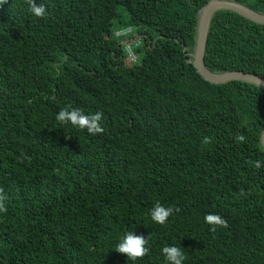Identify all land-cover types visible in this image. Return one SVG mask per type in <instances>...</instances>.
Returning <instances> with one entry per match:
<instances>
[{"label": "trees", "instance_id": "obj_1", "mask_svg": "<svg viewBox=\"0 0 264 264\" xmlns=\"http://www.w3.org/2000/svg\"><path fill=\"white\" fill-rule=\"evenodd\" d=\"M210 1L35 0V17L33 0H0V264H133L115 251L132 230L152 248L137 264L173 244L186 264H264V88L196 69ZM205 63L264 78V25L216 13ZM66 107L102 112L105 132L59 124ZM157 203L176 209L166 225Z\"/></svg>", "mask_w": 264, "mask_h": 264}, {"label": "clouds", "instance_id": "obj_2", "mask_svg": "<svg viewBox=\"0 0 264 264\" xmlns=\"http://www.w3.org/2000/svg\"><path fill=\"white\" fill-rule=\"evenodd\" d=\"M30 12L35 17H43L46 15V7L44 5L37 6L35 0H33ZM56 120L63 126H71L73 129L80 132H87L91 136L101 135L105 132L103 126V113H85L83 109L66 107L62 109L56 116ZM245 137L243 135L238 137L239 142H244ZM210 141L206 138L204 143L207 144ZM261 165L258 163L257 167ZM7 197L0 192V213L7 211L6 206ZM176 209L171 206H165L161 203H157L150 211V221L158 225H166L169 218L174 215ZM205 222L212 226V230L215 231L217 227H226V222L215 214H209L205 217ZM115 251L120 254H125L128 260L133 261V264H137L138 261L143 260L146 256H149L152 252L150 241L143 235H137L135 230L125 232L116 244ZM161 253L164 259V264H186L188 259L186 252L180 246L175 244L166 245L161 249Z\"/></svg>", "mask_w": 264, "mask_h": 264}, {"label": "water", "instance_id": "obj_3", "mask_svg": "<svg viewBox=\"0 0 264 264\" xmlns=\"http://www.w3.org/2000/svg\"><path fill=\"white\" fill-rule=\"evenodd\" d=\"M223 10L235 12L250 21L264 25V14L246 4L233 0H211L200 10L196 48L190 54L194 59L196 69L204 79L213 84L223 85L233 81H243L264 88V78L259 75L243 71L214 73L207 67L205 59L211 24L215 14ZM261 141L264 147V129Z\"/></svg>", "mask_w": 264, "mask_h": 264}, {"label": "built area", "instance_id": "obj_4", "mask_svg": "<svg viewBox=\"0 0 264 264\" xmlns=\"http://www.w3.org/2000/svg\"><path fill=\"white\" fill-rule=\"evenodd\" d=\"M133 32L132 29H128V30H122V31H118L117 32V36H126L128 34H131ZM140 45L139 41H137L135 39V37L129 39L126 41V46H125V50L127 52V60H128V64L129 63H135L137 61V47Z\"/></svg>", "mask_w": 264, "mask_h": 264}]
</instances>
